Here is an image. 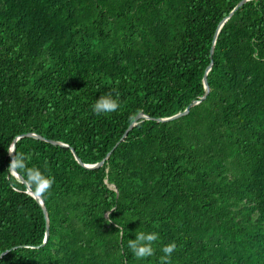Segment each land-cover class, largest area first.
Returning <instances> with one entry per match:
<instances>
[{
  "label": "trees",
  "instance_id": "16d2710c",
  "mask_svg": "<svg viewBox=\"0 0 264 264\" xmlns=\"http://www.w3.org/2000/svg\"><path fill=\"white\" fill-rule=\"evenodd\" d=\"M240 1L0 0V264H160L170 242L171 264H264V0L216 33ZM204 74L202 101L155 122L198 101ZM113 89L117 112L93 114ZM23 134L45 141L15 152L55 178L41 196L19 174L44 244L8 171ZM140 231L159 234L145 260Z\"/></svg>",
  "mask_w": 264,
  "mask_h": 264
},
{
  "label": "clouds",
  "instance_id": "9594fccd",
  "mask_svg": "<svg viewBox=\"0 0 264 264\" xmlns=\"http://www.w3.org/2000/svg\"><path fill=\"white\" fill-rule=\"evenodd\" d=\"M113 92H115V97L112 94ZM91 107L93 114L97 116L117 112L120 108L118 91L113 89L111 92L101 95ZM9 154L12 156V160L8 171L12 177H16L20 172H24L27 176L29 188H34L36 193L41 196L50 191L52 185L55 183L54 177H45L38 169L34 167L28 168L26 163L28 157L23 153H16L14 147L9 148ZM12 187L13 190H18L15 185H12ZM158 240V233H145L140 231L136 234L135 239L128 240V248L137 260H145L154 255L155 249L153 248V244ZM176 250L177 244L175 242L164 245L161 248L163 255L159 258L160 264H171L172 254Z\"/></svg>",
  "mask_w": 264,
  "mask_h": 264
},
{
  "label": "water",
  "instance_id": "95a60500",
  "mask_svg": "<svg viewBox=\"0 0 264 264\" xmlns=\"http://www.w3.org/2000/svg\"><path fill=\"white\" fill-rule=\"evenodd\" d=\"M246 1H248V0H241L240 2H238L236 5H235V7L231 10V12L228 14V16L225 18V19H223L219 24H218V26H217V30H216V33L218 32V30H219V28L222 26V24L225 22V20L237 9V8H239L244 2H246ZM216 33H215V35H214V38H215V36H216ZM211 55H212V49H210V52H209V58H211ZM209 69H210V64L207 66V68L205 69V74L209 71ZM205 74H204V76H203V78H202V86H203V89H204V93H203V95L199 98V100L198 101H193V102H191V103H189L188 105H187V107L184 109V111H182L181 113H178V114H175V115H173V116H171V117H169V118H165V119H156L155 120V122H157V123H159V122H168V121H172V120H176V119H178V118H181V117H183V116H185L187 113H188V110L191 108V107H193L194 105H196V104H198L200 101H202L204 98H205V96H206V94L208 93V86H207V83H206V79H205ZM140 119H147L145 116H143V115H141V114H138V115H136L134 118H133V120H132V122H131V124L126 128V130L123 132V134H122V136L120 137V139L114 144V146L112 147V149L106 154V156H105V159L108 157V155L110 154V152L120 143V142H122L123 141V139L125 138V136H126V134H127V132L135 125V123L138 121V120H140ZM19 138H32V139H35V140H42V141H45V140H43L42 138H40L39 136H37V135H34V134H23V135H20L18 138H16V139H14L13 141H12V143H11V145H10V147H14L13 145H14V143H15V141L17 140V139H19ZM46 142H48V143H50V144H52V145H60V146H62V147H66V145H63V144H58V143H56V142H52V141H46ZM9 147V148H10ZM71 153L73 154V157H74V159H75V161L80 165V166H82V167H84V168H86V169H93V168H97V167H99L100 165H102V163H103V161H100L99 163H96V164H94V165H83L80 161H79V159L74 155V153H73V151L71 150ZM8 159H9V165H10V163H11V160H12V156L9 154V152H8ZM21 184H23V185H25V187H26V193L29 195V196H31L35 201H36V203L39 205V207L41 208V212H42V215H43V218H44V221H45V234H44V239H43V243L42 244H44V242L46 241V238H47V228H48V225H47V215H46V211H45V208H44V206H43V202H42V200H41V198L38 196V195H36L35 193H33V192H31L29 189H28V187H27V185L25 184V182H24V180L18 175V176H16L15 177Z\"/></svg>",
  "mask_w": 264,
  "mask_h": 264
}]
</instances>
